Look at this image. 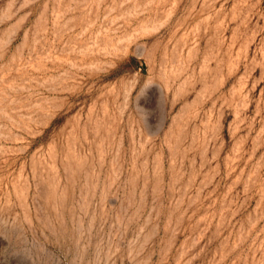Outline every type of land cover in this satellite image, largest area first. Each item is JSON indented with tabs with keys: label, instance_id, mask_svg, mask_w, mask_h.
<instances>
[{
	"label": "rangeland",
	"instance_id": "rangeland-1",
	"mask_svg": "<svg viewBox=\"0 0 264 264\" xmlns=\"http://www.w3.org/2000/svg\"><path fill=\"white\" fill-rule=\"evenodd\" d=\"M0 264H264V0H0Z\"/></svg>",
	"mask_w": 264,
	"mask_h": 264
}]
</instances>
